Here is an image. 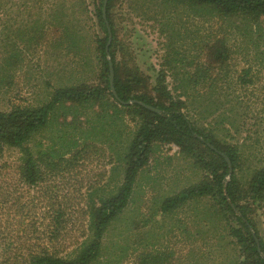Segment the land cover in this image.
<instances>
[{
	"label": "rangeland",
	"instance_id": "1",
	"mask_svg": "<svg viewBox=\"0 0 264 264\" xmlns=\"http://www.w3.org/2000/svg\"><path fill=\"white\" fill-rule=\"evenodd\" d=\"M100 1L0 0V112L41 107L58 88L102 84L96 46L104 37L97 17ZM112 20L120 46L117 60L136 67L144 78L139 93L155 96L157 77L165 71L166 86L184 102L185 114L222 144L240 150L238 174L246 186L264 167V17L258 21L224 17L210 7L173 0H115ZM218 41L226 42L230 57L225 64L212 66L210 50ZM198 69L202 71L196 74ZM246 69L251 70L247 84L241 80ZM192 76L197 82L191 83ZM119 110L109 100L61 104L48 127L33 135L30 148L38 154L104 146L116 163L103 187L115 193L125 178L122 159L137 130L132 116ZM22 157L19 149L6 150L9 163H19ZM206 178L207 173L178 146L156 143L137 177L128 208L107 230L95 264L243 261L241 247L210 198L163 210L169 200ZM100 197L102 193H95L85 207L92 205L91 200L98 206ZM253 219L264 241V203ZM0 224V241L1 235L12 237V231L17 235L16 227ZM74 248L67 257L74 255Z\"/></svg>",
	"mask_w": 264,
	"mask_h": 264
},
{
	"label": "trees",
	"instance_id": "2",
	"mask_svg": "<svg viewBox=\"0 0 264 264\" xmlns=\"http://www.w3.org/2000/svg\"><path fill=\"white\" fill-rule=\"evenodd\" d=\"M114 1L108 0L107 4L109 26L103 18L105 0L100 1L97 9L104 32V37L96 41L101 85L58 88L51 101L41 107L0 112V222L5 221L18 231L17 235L12 231L9 238L1 235L0 264H95L101 257L107 230L128 208L137 177L149 163L156 143L178 146L207 173L204 182L169 200L163 210L170 212L191 200L210 198L226 220L229 235L241 247L244 260L239 264H264V241L253 219L264 203V167L257 169L243 186L238 174L240 150L222 144L212 131L185 114L184 102L176 100L166 86L165 71L159 72L153 88L155 96L148 91L139 93L144 83L139 70L117 60L116 50L120 46L112 20ZM173 1L210 7L224 17L242 16L253 21L264 17V0ZM109 28L113 39L107 52ZM229 57L226 42L218 41L210 50V65L225 64ZM109 58L114 65V86L119 99L110 87ZM201 71L198 69L196 74ZM244 73L246 78L241 80L247 84L251 70ZM193 82H197V77L192 76ZM107 100L115 104L116 110L120 108L119 111L131 115L137 128L122 159L126 165L124 181L115 193H107L103 187L116 163L104 146L88 144L69 152L52 149L38 154L30 148L33 135L48 127L59 105ZM130 101L137 103L125 104ZM7 149H19L23 155L21 162L9 163ZM95 193H102L103 197L98 206L91 200L87 209L85 205ZM8 240L15 244L13 248L7 245ZM72 248L74 255L67 257L66 252Z\"/></svg>",
	"mask_w": 264,
	"mask_h": 264
},
{
	"label": "water",
	"instance_id": "3",
	"mask_svg": "<svg viewBox=\"0 0 264 264\" xmlns=\"http://www.w3.org/2000/svg\"><path fill=\"white\" fill-rule=\"evenodd\" d=\"M107 4H108V0H105V2H104V8H103V18L105 20L106 25L109 26L108 19H107ZM109 33H110V38H109V42H108L107 49H106L107 52L109 51V47H110L111 42H112V39H113L112 32H111V29L110 28H109ZM109 67H110V87H111L112 93L115 96V98L116 99H119L118 98V95H117V92L115 90V86H114V81H115L114 65H113V62L111 61L110 58H109ZM135 103H137V102L136 101H130V102H127L125 104L132 105V104H135ZM140 104H142V103H140ZM144 106L147 107L148 109L152 110V111H155L157 113H160L159 110H157V109H155V108H153L151 106H147V105H144ZM220 154H222V153L220 152ZM227 160H228V158H227ZM228 162H229V165H231V163H230L229 160H228ZM231 172H232V170H231ZM257 243L259 245V241L258 240H257ZM259 251H260V248H259Z\"/></svg>",
	"mask_w": 264,
	"mask_h": 264
}]
</instances>
